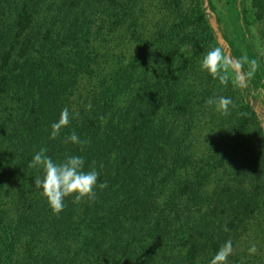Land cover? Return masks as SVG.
<instances>
[{
	"label": "trees",
	"instance_id": "1",
	"mask_svg": "<svg viewBox=\"0 0 264 264\" xmlns=\"http://www.w3.org/2000/svg\"><path fill=\"white\" fill-rule=\"evenodd\" d=\"M139 1L0 0V264H14L19 231L21 264H209L226 241L251 236L250 221L264 212V134L253 109L264 108L253 94L264 88V55L254 37L264 0L221 1L233 10L239 43L219 27L216 0H206L230 56L259 64L246 86L235 84L230 70L225 87L197 64L219 46L203 0H191L189 13L164 37L155 35L167 46L164 57L145 95L122 111L118 94L147 54L135 30ZM125 29L134 54L125 67L97 72L95 43L104 31ZM247 70L244 64L242 77ZM188 74L195 77L186 86ZM220 96L235 106L227 116L208 115V145L193 160L187 138L206 102ZM65 107L79 118L51 139ZM73 131L82 143L65 142ZM42 147L57 162L84 157V170L95 167L107 188L96 189L94 202L68 197L53 214L34 184L42 169L28 166ZM6 190L12 226L2 209ZM249 260L230 255L228 264Z\"/></svg>",
	"mask_w": 264,
	"mask_h": 264
},
{
	"label": "rangeland",
	"instance_id": "2",
	"mask_svg": "<svg viewBox=\"0 0 264 264\" xmlns=\"http://www.w3.org/2000/svg\"><path fill=\"white\" fill-rule=\"evenodd\" d=\"M221 1L222 0H216L217 7L222 15L219 27L221 30H225L227 37L239 43V38L237 39L236 23L233 19V10H230L226 5H221ZM133 11L136 18V34L137 37L143 41L144 45L147 44V54L142 67L131 72L127 85L124 86L118 94L116 108L122 111L126 109L130 103L135 102L137 100L136 98L145 95L147 85L153 80L154 73L157 71L156 67L161 63V58L163 59L164 57L163 53H165L166 44L163 40L158 41L155 39V35L160 33L164 37V35L168 33V27L171 23L176 21L178 16L189 13L191 11V0H178L176 6L173 5L170 0H140L138 4L134 6ZM186 32L188 34L190 32L192 33L193 28H189ZM254 37L259 53L264 55V18L256 22ZM133 38L134 37L129 35L127 29L113 31L111 33L104 31V33L101 34L100 41L96 42L94 45V53L96 55L94 59L99 67L97 72L102 73V68L106 70L111 67L115 68L117 64L121 65V67H125L136 49ZM158 47L161 48V50H158ZM158 51H160V53ZM115 57H118L119 61L115 60ZM201 59L203 60V58L197 60V64L201 63ZM194 77L193 74H188L186 77L184 76V85L186 84L187 86L191 84ZM213 114L214 117L217 118L220 113L216 110L214 104L208 105L204 112V116H199L194 122V128L191 129L192 134L187 138L186 145L190 143L188 153L193 160L198 159L202 155V149L208 145L207 139L209 138V131H207V127L208 123L211 122L208 120V115ZM260 114L261 110L258 116H260ZM260 121L259 119V125ZM1 196L3 197L1 203L2 209L5 211V222L9 226H12L14 213L9 192L6 190L4 193L2 192ZM249 231L252 232L251 236H242L233 242V253L231 255H238L243 260L249 258V264H264V212H261L256 218L250 221ZM15 237L16 244L12 262L14 264H21L23 258L24 234L19 231L15 233ZM252 245L256 246L257 252L254 255H249L248 249Z\"/></svg>",
	"mask_w": 264,
	"mask_h": 264
},
{
	"label": "clouds",
	"instance_id": "3",
	"mask_svg": "<svg viewBox=\"0 0 264 264\" xmlns=\"http://www.w3.org/2000/svg\"><path fill=\"white\" fill-rule=\"evenodd\" d=\"M248 64V70L243 72V78L236 75L234 83L238 86H246L247 83L255 76L259 64L255 60H248L247 56L239 59H230L221 48H212L204 55L201 69L208 72L213 79H217L219 83L227 87L230 79V70L236 72L243 71V65ZM254 95H260L264 98V88L259 89ZM209 105H215L216 110L224 116L230 114V107H234L231 98L220 96L214 99H209ZM89 107H91L89 105ZM79 112H71L67 107L62 109L58 121L51 125V139H56L62 129L67 127L72 119L79 118ZM103 119V117L101 118ZM65 142L80 144L82 141L73 131L70 135L64 138ZM46 148H40L35 153L32 161L29 163L30 168H39L43 171V177L37 176L34 179V184L37 189H41V195L47 200L53 214L59 215L65 208V199L73 197V203H80L87 199L89 202H94L97 198L96 189L101 190L107 188V181L98 183L100 173L95 167L85 171V159L82 156H68L61 162L53 160L47 154ZM103 167V164L100 165ZM225 227V231H227ZM249 255H254L257 252L255 245L248 249ZM233 253L232 241H226L219 250L215 253L209 264H228V257Z\"/></svg>",
	"mask_w": 264,
	"mask_h": 264
},
{
	"label": "water",
	"instance_id": "4",
	"mask_svg": "<svg viewBox=\"0 0 264 264\" xmlns=\"http://www.w3.org/2000/svg\"><path fill=\"white\" fill-rule=\"evenodd\" d=\"M206 0H203V6L205 7V12L207 13L208 17V24H209V27L211 28L213 34H214V37H215V41L217 43V45L223 50V52L230 58V59H233V60H236L234 57L230 56V50H229V47H228V44L227 42L224 40L221 32L219 31L218 29V25L216 23V20H215V17H214V14L212 12L209 11L208 7L206 6ZM237 75H240L241 78L242 75H241V72L240 70H237L235 72ZM253 109L254 111L258 114L260 112V110L257 109V106H253ZM260 127L261 129L263 130V134H264V108L261 109V114H260Z\"/></svg>",
	"mask_w": 264,
	"mask_h": 264
},
{
	"label": "flooded vegetation",
	"instance_id": "5",
	"mask_svg": "<svg viewBox=\"0 0 264 264\" xmlns=\"http://www.w3.org/2000/svg\"><path fill=\"white\" fill-rule=\"evenodd\" d=\"M259 104H257V103H254V106H258ZM261 109H263L262 107H259V109L258 110H261Z\"/></svg>",
	"mask_w": 264,
	"mask_h": 264
}]
</instances>
